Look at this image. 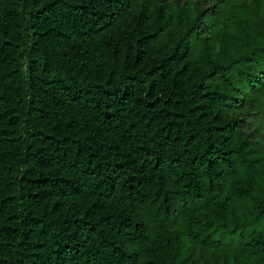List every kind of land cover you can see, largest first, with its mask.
<instances>
[{
    "label": "trees",
    "instance_id": "1",
    "mask_svg": "<svg viewBox=\"0 0 264 264\" xmlns=\"http://www.w3.org/2000/svg\"><path fill=\"white\" fill-rule=\"evenodd\" d=\"M231 4L0 0V264H264V17Z\"/></svg>",
    "mask_w": 264,
    "mask_h": 264
},
{
    "label": "rangeland",
    "instance_id": "2",
    "mask_svg": "<svg viewBox=\"0 0 264 264\" xmlns=\"http://www.w3.org/2000/svg\"><path fill=\"white\" fill-rule=\"evenodd\" d=\"M181 3L189 2L193 5H198L199 8L209 7V12H212L211 15V22L209 21V25H211V28L208 29L206 27L204 29V33L208 34L212 31L221 28L226 24L228 21L229 16V8L232 5V3H235L237 1H245V0H178ZM251 1V0H246ZM259 13L264 17V0H259ZM212 23V24H211ZM208 26V25H207ZM157 225V224H156ZM247 236V230L240 233L239 231L234 232L233 234L225 233L223 235L220 234V232L217 235V238H220L224 242V247L222 248H229L232 245H238L242 240H244ZM217 247H202L200 245H196L194 252H193V258L199 263V264H216L218 261L217 255L219 254V251L216 249Z\"/></svg>",
    "mask_w": 264,
    "mask_h": 264
}]
</instances>
